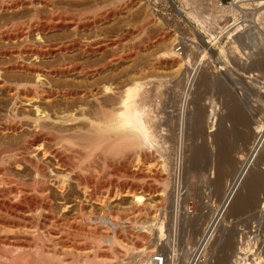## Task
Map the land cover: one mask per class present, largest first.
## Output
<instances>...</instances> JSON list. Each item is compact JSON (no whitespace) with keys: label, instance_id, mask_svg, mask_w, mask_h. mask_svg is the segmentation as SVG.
<instances>
[{"label":"rangeland","instance_id":"1","mask_svg":"<svg viewBox=\"0 0 264 264\" xmlns=\"http://www.w3.org/2000/svg\"><path fill=\"white\" fill-rule=\"evenodd\" d=\"M2 1L9 2L10 0ZM14 1L19 2L21 8L18 7L17 10L11 12H2L0 15V28L14 29L17 27L24 29V31L28 29L29 32H26L25 41L21 38L16 40L0 39V51L21 49L28 45L38 46L47 42L54 45L77 40V47L64 50V53L61 52L62 54L59 53L53 57L44 58L43 62L46 64L52 62L56 65L61 62L78 60L84 70H87L86 68L90 70H87L89 75L74 73L64 77L54 75L51 78L59 84L65 82V80L81 84L83 82L93 84L92 82L96 81L98 87H101L104 83L113 82L112 84H115L118 90L123 89L124 84L126 86L135 81L139 82L142 85L139 100L148 107L147 120L149 118L153 120L154 131L158 140L156 145L146 149L148 155L146 157L140 156L141 154L136 151H127V154L123 153L121 156H115L107 163H104L102 158H98V162H91L90 160L88 162L89 172L97 175V180L106 183V186L101 183V185H98L99 187H96V192L99 193L96 195L98 197L96 201H86L82 192L72 185L73 190L71 197H69V205L71 204L73 207H68L67 203L66 208H64L61 190L57 189L56 186H49L50 197L53 201V212L70 216L76 210L75 207L77 208L75 206L76 199L77 201L79 199L83 200L82 207L84 213L87 214L86 217L89 212L92 216L91 220H84V223L97 226L101 231L110 230V233L114 231L113 227L104 223L101 216H108L112 213L123 217L120 219L121 221L119 220V228L124 234L128 235L129 239H138V244L139 242L140 244L135 245L132 244L133 242L119 240L110 243V241L102 240L100 246L97 245L99 247H97L96 259L102 263L104 262V264H153L151 257L156 252H161L165 256L167 264H187L188 261L190 263L193 254L196 252L193 246L197 248L195 243L210 228L217 210L220 209V204H222V194H225L230 181H233L232 177H235L236 173L239 172L236 170L243 152L254 141V134L249 129L250 122L253 123V113H257L256 124H260L261 121L264 122V89L262 91V101L257 103L258 108H256L254 107L255 103L245 101L240 97L241 89L235 87L232 77L217 75V69L212 68L207 61H200V57L192 55L187 57L189 61L185 64V70H177V61L184 59V57L177 56L176 61L167 56L166 59L163 52L165 51L164 48L173 47L171 40L174 38L176 33L174 29L177 28L178 24L176 22L163 24L145 6L135 0H121L122 2L117 5L111 4L114 0H40L42 5L38 6L36 10L24 6L26 2L31 0ZM44 20L53 24L62 22L65 25L62 28L51 27L42 31V41L36 40L32 28L36 23ZM77 23L79 28L77 26L75 28ZM190 24H192L191 21ZM189 29H191L190 26ZM7 41L10 43L8 44ZM96 46L98 47L95 48ZM79 48L85 50V52L79 50ZM79 51H81L80 54ZM230 54L231 60L235 62L232 67L239 69L240 57L233 52ZM261 57L264 60V55ZM33 58L32 61H34ZM11 59L9 56L0 57V65L6 64ZM29 60L31 61L30 58ZM95 67L96 69H93ZM250 69L252 68L250 67ZM255 69H259L258 66ZM91 70L96 71V73ZM260 71L264 79V70ZM5 75L11 81L24 80L20 73L14 71H9ZM201 76H208V78L217 76L226 84L220 86L222 82L219 81L220 84L200 85L198 80ZM101 88H97L100 90L96 95L101 96V102L104 104L106 102L103 100L105 95L101 93ZM230 90L231 94L234 93V98L237 95L238 100H242L247 105L245 110L248 113L247 116L250 115V119L246 120L248 123L246 126L243 120L238 122V120L227 116V109L224 104L228 95H231L228 93ZM246 90L249 97H253L251 95H253L254 89L246 87ZM10 94V90L0 89V114L6 113V109L2 105L5 106L4 101L12 97H10ZM85 96L87 99H91L88 94ZM55 98L57 101L61 100L59 95ZM36 100L34 102L40 104L41 107L46 106L48 102L46 101L48 99L45 98H41V103L38 101L39 99L38 102ZM44 102L46 103L44 104ZM107 105L108 102L104 104V107H108ZM21 109L19 112L31 111L32 108L26 105L22 106ZM210 109L213 110V113H217L215 115L216 119L212 116L213 113L209 114ZM216 109L219 110L222 117L219 116ZM20 136L17 133L0 131V138L4 143H15L20 139ZM220 154L223 156V160L219 158ZM44 159L51 163L47 155ZM259 162H261L260 166L262 168V181L260 187H258L259 189L256 188L254 192L250 193L247 208L241 209L236 214L229 213L226 215L227 217L225 216L226 222L222 220L219 223L217 230L219 227L220 229L216 234L218 236L216 237L219 238L222 230L228 225L233 234L232 240L235 243L237 239L239 240L242 229L247 232L246 236L249 234L253 236H251L252 238H254L253 233H256L255 237L257 239L260 237V243H258L259 241L256 242V238L252 239L250 237L252 241L250 238L247 239V252L246 249L244 252L242 251L245 254V257H242H249V261H247L250 264L255 262L256 264L264 263V245H262L264 244V194H261L264 189V152L259 154ZM13 172L16 173L15 170ZM29 173V171L21 173L22 178L28 179ZM160 175L163 182L156 179ZM127 182L139 186H136L135 190L132 189L133 191H128V189L122 187ZM149 182L158 186L159 191L156 194H150L144 190L143 187L147 183L150 184ZM138 197H141L140 204L143 203L150 210H142L140 214L134 213L132 206L134 202L135 204L138 203L136 201ZM259 215L261 220H258ZM123 220H125V223L122 222ZM162 222L165 226L163 235L160 233ZM119 228L116 229L119 230ZM140 232L144 233V239L138 238L137 234ZM82 237V240L88 241L85 236ZM250 241L255 244V248H252L254 244H250ZM218 247L220 248L218 243L207 246L198 256L199 258L197 257L198 264H216V262L222 264V260H219L221 258V252L219 253L221 248ZM26 249L28 251L32 250L29 247H26ZM258 249L263 251L259 254L261 256L257 254L259 253L256 251ZM248 250L249 254L252 255L249 256L248 254L247 256ZM229 254L228 257L230 258L234 256L232 254H235V252ZM74 255H76L74 251L59 252L58 257L64 264H84L83 260H77ZM255 257L256 260L253 261ZM230 259H233V257ZM209 260L210 262H208Z\"/></svg>","mask_w":264,"mask_h":264},{"label":"bare ground","instance_id":"2","mask_svg":"<svg viewBox=\"0 0 264 264\" xmlns=\"http://www.w3.org/2000/svg\"><path fill=\"white\" fill-rule=\"evenodd\" d=\"M44 2L46 3L47 1ZM119 2L122 1L114 0L111 4L117 5ZM178 2L180 3L178 7L179 13H183L189 24L190 21L192 22L190 24V35L197 34L200 37H206V40L202 42L205 47L209 41L207 36L214 34L213 27L215 26V20L217 18L216 11L208 0H178ZM19 4V2L14 0H10L9 2L0 0V15L4 11L11 12L17 10L18 7L21 8ZM40 5H42L40 0H31L24 4L26 8L30 7L34 10ZM49 22L44 20L34 25L32 32H34L36 40L42 41V31L48 28L50 29L51 27L62 28L65 25L62 22H56V24ZM78 25V23L77 25L75 24V28ZM26 32L28 33L29 30L24 31V29L17 27L14 29H7L6 27L0 28V39L16 40L21 38V40H24L27 35ZM203 34L206 36H203ZM176 36L177 33H175L174 38L171 40L174 48H164L165 51L163 50V53H165V57L167 56L174 60L177 56L184 57V59L177 61V70H185V64L189 61L187 57H191V55L200 57V61H207L205 60L207 56L204 53L192 54L186 50L185 54L178 55L174 45L176 43ZM76 41L57 43L54 45L48 42L38 46L24 45L25 47L21 49L0 51V57L9 56L12 58L6 64L0 65V89L10 90L12 94H10V97H12L9 100L4 101L5 103L3 102L5 106L2 105L6 109V113L0 114V131L21 135L20 139L15 143H4L0 138V264H64L59 260V252L66 253L73 251L76 252L74 258L83 260L84 264H104V262L102 263L96 259L97 247L100 246L102 240L110 241V243L119 240L133 242L132 244L135 245L140 244V242L138 244V239H129L128 235L124 234L119 228V220L123 218L119 214L113 215L111 213L108 216H101L104 223L113 227L114 231L112 233H110V230L101 231L97 226L86 225L84 220L89 221L92 216L91 212H89V215L86 217L87 214L84 213L82 207L83 200L79 199L77 201L76 199L77 204L75 203V206L77 208L75 207L76 210L70 216L62 213L55 214L53 212V201L50 197L49 186H56L57 189L59 188L61 190V199L64 200V208H66L65 205L67 203L69 205V197H71L73 190L72 185L75 186V189L77 188L82 192L83 198L86 201H96L98 200L96 195L99 194H97L98 191L96 192V187H99L98 185H101V183L104 184V182L97 180V175L89 172L88 162L90 160L91 162H98L97 159L102 158L103 162L107 163L113 157L115 158V156H121L123 153L127 154V151H136L141 154L140 156L146 157L148 156L146 149L158 143L154 131V122L150 118L147 120L148 107L139 100L140 90L142 89V85L139 82L135 81L126 86L124 84V88L121 89L123 87L121 86V90H118L115 84H112L113 82L104 83L101 88L97 86L96 81V84H94L95 82H92L93 84H85L84 82V84H81L65 80V82L59 84L51 78L54 75L64 77L74 73L77 75H86L88 73L87 70L89 69L86 68L87 70H84L82 65H80L81 62L78 60L61 62L56 65L52 62V64L43 62L44 58L53 57L64 50L66 51L72 47H77L76 45L78 43ZM253 49H257L254 43L252 42L250 44L246 36L238 33V35L232 37L229 43L218 40L217 50L210 57L213 63H216L217 75L232 77L235 82V87L241 89L240 97L245 101L255 103L254 107L258 108L257 103L262 101L263 92L260 94V99L254 98V95L253 97H249L246 87L254 89L256 80L253 72L264 70V60L261 57L264 55V48L262 47L258 52H252ZM79 50L81 49L79 48ZM81 51H79V54ZM231 52L240 57L239 69L232 67L235 62L230 58ZM32 57H34V61H32ZM182 60L184 61L182 62ZM256 66L259 69L256 70ZM96 67L93 69H96ZM250 67L252 68L250 69L252 72H248L250 71ZM9 71L20 73L24 80L22 78L19 82L9 80L5 75ZM91 71L94 72V70ZM220 79L217 76H211L209 78L208 76H201L198 84H220ZM223 82L220 86L226 84ZM97 88H101V93L105 95L103 100L108 102V107H104L106 102L102 104L101 96L99 95L98 97L96 95L100 90ZM261 88L263 91L264 79L261 80ZM228 93L231 94V90ZM86 94L91 99H87ZM58 95L61 96L60 101H57L55 98ZM236 96L234 98V93L228 95L224 107L227 109L228 117L238 120V122L243 120L246 126L248 124L246 120L250 119V115H248V118V113L245 110L247 105L242 100H238V96ZM41 98L48 99L46 100L48 101L47 103L44 102L46 106L43 105L41 107L40 104L34 102L36 99H39L38 101L40 102ZM26 105L31 106L33 110L19 112L21 107ZM212 109H210L209 114L213 113ZM217 112L219 113V110ZM213 114L212 116L214 117L217 115V113ZM253 114V123L250 122L249 129L254 134V141L243 152L242 159L239 161L240 164L239 166L237 165L238 169L236 171L239 172L238 174L236 173L235 177H232L233 181H230V185H228L229 187L225 191V194H222L223 198L220 209L217 210L214 221H211L210 228L208 227L209 229L202 234L201 239L199 238L198 242L195 243L197 244V248L193 246L196 250L193 248L192 250L196 252L193 254L192 261L190 263L188 261L187 264H198V256L202 251L207 246L215 245L216 243L221 248L219 251V253L221 252V258L219 260H222V262L220 261L222 264H250V262L248 263L249 257H246L247 259L244 258L245 254L242 251L244 252L246 249L247 239L252 235L250 236L248 234L246 236L247 232L245 229H242L239 234V240L237 239L234 243L232 240L233 234L227 225L228 222L226 223L227 227L226 225L224 226L226 228L222 230L219 238H217L218 236L216 234H218L217 231L220 229L219 227L217 230L219 223L222 220H226L225 216L227 214H236L241 209L247 208L246 205L249 200V195H251L250 193L254 192L256 188L259 189L258 187H260V182L262 181V168L260 166L261 162H259V154L264 152V122L261 121L260 124H256L255 120L258 119L256 117L257 113ZM219 116H221L220 113ZM46 155L51 163L45 161L46 159L44 157ZM222 155L219 158L223 160ZM93 158L96 159L93 160ZM52 167H55L56 170ZM24 171L30 172L28 179L22 178L21 173H24ZM156 179L163 182L161 175ZM149 183L142 187L148 193L156 194L159 191L158 186L151 184V182ZM105 184L104 186H106ZM136 186L139 185L127 182L122 187L129 191L132 189L135 190L137 188ZM261 194H264V189ZM136 201L139 204H135L134 202L132 206L134 213L140 214L142 210H150L143 203L140 204L141 197H138ZM68 207H73V205L70 204ZM258 220H261V216ZM117 227L119 230L116 229ZM164 228L165 226L162 222L160 225L161 235L164 234ZM227 228L228 230H226ZM253 235L257 240L255 241L258 242L260 237L257 239L255 237L256 233H253ZM82 236H85L88 241L86 238V241L82 240ZM137 236L139 239L145 238L144 233L141 232ZM251 241L250 244H254V240L252 243ZM98 244L99 246H97ZM111 246L113 245L111 244ZM252 246V248H255V244ZM26 247L32 250L28 251ZM259 249L256 250L259 252H256L258 255L264 251V249L263 251H259ZM245 251L247 252V249ZM232 252H235V254H232ZM229 253L234 255L232 256L233 259H230L232 257H228ZM248 254L249 250L247 256ZM256 257L253 261L256 260ZM216 264L220 263L216 262Z\"/></svg>","mask_w":264,"mask_h":264},{"label":"built area","instance_id":"3","mask_svg":"<svg viewBox=\"0 0 264 264\" xmlns=\"http://www.w3.org/2000/svg\"><path fill=\"white\" fill-rule=\"evenodd\" d=\"M145 6L159 21L164 23L176 22L178 24L174 32L177 33L175 51L178 55H183L186 50L192 54L204 53L207 56V63L215 68L210 56L217 50L218 40H232L235 35L246 36L250 44L254 43L258 52L264 48V0H208L216 11L214 34L207 36L209 41L206 46L202 44L206 37L190 35L189 23L183 15L179 13L178 0H135ZM203 36H206L203 34ZM255 76L254 98L260 99L262 94L261 80L263 76L260 71L253 72ZM251 83V82H250ZM253 84V83H251ZM191 87V86H190ZM187 89V87H185ZM190 91V90H189ZM251 95V96H253ZM153 264H166V258L161 252H156L151 257Z\"/></svg>","mask_w":264,"mask_h":264}]
</instances>
